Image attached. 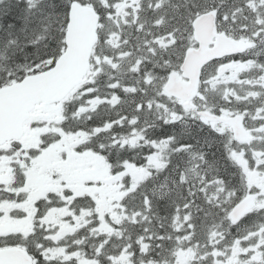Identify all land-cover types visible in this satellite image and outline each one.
Returning a JSON list of instances; mask_svg holds the SVG:
<instances>
[{
  "label": "rangeland",
  "instance_id": "1",
  "mask_svg": "<svg viewBox=\"0 0 264 264\" xmlns=\"http://www.w3.org/2000/svg\"><path fill=\"white\" fill-rule=\"evenodd\" d=\"M101 1L105 2V0ZM149 1L154 3V5L156 3V0ZM240 1L245 3L249 9L246 8L243 10V13L237 14L228 4L229 0H189L187 7L184 6L185 0H169L170 4H179L180 8L184 10V12L176 14L168 4H164V0H160L163 8L155 9L154 7H149L151 12L148 14V17L146 16V20L138 23L128 18V11L133 10V18L141 20L138 14L140 3L146 4L147 0H118L115 4V7L118 8H116L117 13L111 16L104 14V19L116 21L115 33L114 35L109 33L106 41L115 46V52L126 56L119 50V48L124 49V43H119L120 38L124 37V34L129 36L136 30H143L142 34L145 36V40H150V42L149 46L145 42L144 45L146 46L141 48V51L145 53L144 59L150 65L142 64L143 60L137 59L140 55H137L136 51L134 53L135 59L132 57L130 59L128 57L127 59L131 61L130 64L134 62L132 70L136 71L137 77L132 79L133 85L125 86L121 90L127 96L126 101H119L117 93L112 94L113 92H111L112 97L108 100L98 101L100 99L95 98V100H85L83 103H80L81 107L79 108L78 115L79 117L84 116L85 122L91 120L94 117L93 114H100L102 118L113 114L116 116L121 115L117 121H119L118 124L120 126H123L122 130L114 136L118 138L114 142V145L121 143L123 147L148 146L151 152L147 156L146 165L138 167L134 164L126 163L120 170L113 172L110 167L105 165V161L101 156L96 155L85 147L87 143L91 142L94 134L108 130L110 126L96 128L92 132L80 129H77L76 132H66L61 127L67 121V116H65L63 109L69 106L72 94L58 104L37 106L24 125L23 138L12 144H5L0 148V185H3L5 189L0 195L5 198L11 192H16L15 185L21 180L29 178V170L37 178L36 184L30 186V191L26 194L25 200L19 207L9 206V203H12L14 199L0 200V211L3 212L0 221H2V225L6 229L5 234L15 232L25 233V229L30 234L29 231L33 227H30L31 217L28 213L32 214L33 217L37 215L34 207L36 202L48 199L50 195H56L60 197V200L70 204L72 200L66 197V194H69L70 196L73 195V198L92 196L96 200L99 223H94L95 226L90 229V234L94 237L99 230L103 231L105 233L103 236L106 237L105 240L110 242V238L117 234V230H114L115 222L112 220L115 221L121 217L116 212H118L119 205L122 203L124 196L130 192V188L127 189L125 180L130 179L129 181L132 183L152 179L145 196L148 197L150 202H165L163 207L168 211V216L166 217V225L163 229L167 232L171 231L170 225L173 222L174 210L177 206H179L180 217L175 222L177 227L183 225L184 229L187 230V225L183 222L186 211L192 214L193 219L190 222L194 224L197 222L201 226H207H203L204 229L201 232L202 236L204 234L206 238L200 240V246H194L191 253L185 251L187 241L183 242L184 248L178 247L176 249L174 255L178 264H190L196 261L203 253L212 250L214 245L218 246L212 252V255L216 256V253L220 250L219 243L212 241V239L215 237L219 238L222 230H212L213 232H210L211 234L208 239V225L211 222V214L208 212L209 208L212 205H218L217 200L222 198V193L226 189L230 191L227 196L228 200H235L244 195L240 196L241 193L232 192L230 186L227 187L223 182L218 183L216 180L217 176L214 174L209 176L207 181L202 182L201 180L199 182L200 179L206 178L205 172L199 168L198 160L201 159L199 156L189 152L188 158L184 160V164L179 161L172 162V159H178L177 156H173L170 152L173 143L175 144L176 142L168 139L160 141L152 140L150 139V135L159 125L171 124L173 120L176 121L178 126L185 129H188L189 126L201 127L204 130L208 129L213 132L228 129L225 125L219 126L216 123L207 124L203 123L202 120L197 123L195 121L198 118L196 112L192 114L190 108L180 105L177 99L169 97L164 88L170 74L180 72L187 49L197 47L193 35V23L189 19V13L198 11L202 14L211 11L213 9L208 8V5L213 4V2H216L221 7V11L218 10L217 21L220 31H226L228 34L239 39L247 40V42L258 39L262 41L255 49L239 57L237 60L248 58L250 54H254L264 48V0ZM118 11L122 14H118ZM246 11H249L248 14H245ZM168 13L170 17H168ZM243 14L246 18L243 17ZM161 17L163 18V22L155 25L153 22L161 19ZM196 18L192 17L194 20ZM126 26L127 28L123 32V28ZM110 38L114 40L111 41ZM125 40L126 42L129 41V37H126ZM254 58L260 64H264V54ZM233 64L235 65L234 69L224 78H217L214 71H209L208 79L203 84L201 98L199 99L201 106L207 107L208 111H220L223 108L226 111H220L222 115L232 113L233 111L230 110L235 109V104L230 105L226 103L229 102L231 97H234V100L237 101V106L238 101H241L242 108L244 109L250 108L255 103L264 105V86H262L264 85V80L259 79L264 74L262 70L256 65ZM149 66L153 68V72H156L151 73ZM248 68H251V70H247ZM157 69H160V71ZM129 74H131L130 71ZM90 76H92V72L89 75L88 81L91 80ZM112 84L118 85L116 82ZM138 91L141 92L138 93ZM88 92L89 89L82 90L79 94L83 96ZM136 92L138 94L134 95ZM252 93H260V95L259 97H253ZM125 105L132 106L126 110V114H122ZM137 105H143L144 107L137 110ZM133 119H137V122L132 123ZM165 121H168V123H165ZM206 126H211L213 130ZM57 137H61L60 144L52 142ZM183 150L180 148L176 149L174 155ZM171 163H173V167L167 169ZM160 171H164L163 177H159ZM23 182L22 184L24 185ZM187 182V186L193 184L196 188H187V190L182 191L181 185ZM263 183L264 181L262 180H247L245 182V186L257 189L259 192L261 191L256 206H264V187L261 186ZM199 184L202 185L203 191L197 189ZM189 193H195V195L192 196ZM213 198L215 199L214 202H212ZM236 201H233L229 207L225 208L232 207ZM185 203H190L191 206L185 209L183 207ZM25 213L26 216L24 215ZM75 215L77 216L76 220L78 221L79 219V223L82 222L81 219L85 216L87 218L96 216L90 214L89 210L86 209H81V212L76 214V212H72L69 209V205H66L65 207L52 208L46 216H43V219H40L41 221L38 223H40V227L48 231L47 237L57 236L59 238V240L57 238V242H60V244L55 248L52 247L51 242H48L46 248L51 249L49 254L52 253V255L60 256L63 260L65 249L67 253H72L77 248H82V244L70 241L71 233L75 230L76 225H72L71 221L67 220V217H74ZM100 216L104 219H101ZM15 217L19 218L15 219ZM201 219L204 221L199 223ZM61 222H66V224L60 227L59 224ZM145 226L151 229L147 221H145ZM57 227H60L61 230L50 234L51 230H56ZM156 231H161V229L158 228ZM60 232H64L63 236ZM172 234L176 235L175 232ZM99 243L100 241L97 239L96 245ZM206 244L211 245V247H205L204 245ZM90 247L92 248L93 244H90ZM88 257L95 259L93 250L88 254ZM188 257L191 258L189 261ZM81 261L82 264H87L84 252H82ZM208 262L209 258L201 260V264H208ZM71 264H76V261L73 260Z\"/></svg>",
  "mask_w": 264,
  "mask_h": 264
},
{
  "label": "trees",
  "instance_id": "2",
  "mask_svg": "<svg viewBox=\"0 0 264 264\" xmlns=\"http://www.w3.org/2000/svg\"><path fill=\"white\" fill-rule=\"evenodd\" d=\"M117 1L118 0H105V2L101 0H80L82 4L93 5L100 14V39L92 56V66L89 73L90 75L92 72V76H90L91 80L88 81V75L86 81L74 90L76 93H74V91L71 93L69 106L63 109L65 116H67V121L61 125L66 132H76L77 129L92 132L96 128L109 126V122H111L110 129L94 134L91 138V142L87 143L85 147L93 151L96 155L101 156L105 161V165L110 167L113 172H117L121 169V167L118 166L120 161H125L124 164L131 163L138 167L145 166L147 156L151 152L148 146L123 147L121 143L114 145V142L118 140V138L114 137L115 134L122 130V127L117 123V119L120 118L121 115L116 116L113 114L109 117L102 118L100 114H93L94 117L87 122L84 121V116L79 117L78 115L79 108L81 107L79 104L83 103L85 100L88 101L99 98L100 100L98 101H105L112 97V94L117 93V99L119 101H126L127 96L121 90L125 86L133 85L132 79L137 77L136 71L132 70V64H134V62L130 64L131 61L127 59L128 57L129 59L131 57L135 59L134 53H136V51L137 55H140L137 59H142V64L150 65V63L144 59L145 53L141 51V48L146 46L144 43H148L147 46H149L150 42V40H145V36L142 34L143 30L132 31L133 34L129 33V36L124 34V37L120 38L119 43H124V49L119 48V50L126 56L119 55L115 52V46L107 43L108 34L111 33V35H114L115 33L116 21L104 19V14L106 16H108V13L115 15L118 9L115 7ZM11 3L13 7L10 13L0 21V88L20 81L28 75L50 69L65 51V46L61 47V36H63L65 45V35L68 25L65 15L67 0H11ZM228 4L237 14L243 13V10L246 8L249 9L246 4L240 0H229ZM4 7H8V4L6 3ZM149 7H154V3L149 0H147L146 4L140 3L138 14L141 20H135L133 18V10L130 12L128 11L127 16L133 22L141 23V21H145L146 16L148 17V14H150L151 11ZM208 8L221 11V7H219L216 2L208 5ZM118 12V14H122L120 11ZM179 12H184V10L180 8ZM248 12L249 11H246L245 14H248ZM168 17H170L169 13ZM243 17L246 18L244 14ZM9 24L15 25V27L9 28ZM126 28L127 26L123 28V32ZM41 37H43V39H41ZM126 37H129V41L127 42L125 40ZM110 40L113 41L114 39L110 38ZM11 41H15V43H11ZM49 57L54 59V63L49 62ZM42 60L44 61L43 63L41 62ZM149 69L151 73L156 72H153L151 66H149ZM157 70L160 71V69ZM129 71L131 74H129ZM9 73H11V77H9ZM114 82L118 85L116 87H110L109 84ZM87 89H89V92L80 96L79 92ZM111 92L113 93L111 94ZM140 92L138 91V93ZM138 93L136 92L134 95ZM131 106L132 105H125L122 114H126V110ZM74 109L76 110L75 113L73 111ZM168 137H173L174 139L172 140L176 142L175 144L173 143L170 152L173 156H177L178 159H172V162L179 161L184 164V160L188 158L189 152L196 154L201 158L198 160L199 168L202 169V171L205 172L204 175H206V178L200 179L199 182L201 180L202 182L207 181L209 176L213 174L222 178L223 183L225 182V176L227 174L224 169L226 167L225 159L228 157L229 151L228 149L226 151L227 138L224 135L208 129L204 130V128L201 127L189 126L188 129L184 127L181 128L177 123L165 124L163 126L159 125L150 135V139L156 141L165 140ZM60 140L61 137H57L52 142H59ZM181 144H188L191 145V147L184 148L183 151L174 155L175 150L180 148ZM101 145L105 147L102 149L100 147ZM171 167H173V163H171L167 169ZM163 176L164 171H160L159 177ZM129 180H125V184L127 189L130 188V192L128 191L129 194L124 196L122 203L119 205L118 212H116V214H120L121 217L117 218L115 221L112 220L115 222L114 230H117V233H121L123 238L118 239L116 234L110 238V242L105 244L102 250L100 249V260L102 262L104 261V255L106 253H115L118 251L114 245L127 243L129 235L135 239L136 235L145 227V221L143 223H134V221H140L141 217L134 216L133 212L136 209L141 211L144 210V196L147 194L152 179L135 181L132 183H130ZM187 185L188 182L181 185L182 191L187 190V188H196L193 184H190V186ZM202 188L200 184L197 187L198 190ZM72 196L66 194V197L72 200L70 204L60 200V197L56 195H50L48 199H42L36 203L35 209L37 215L34 216L35 222L30 232L31 234L33 230H35V235L31 236L29 234V251L32 250V245L36 242L44 245L45 248L48 246V242L50 241L48 238H45L48 235V231L40 227V223L38 222L41 221L40 219H43V216H46L52 208L60 206L65 207L66 205H69V209L72 212H76V214H79L82 208V210H89L90 214L96 215L93 216V218H87L85 216L80 223L79 219L78 221L76 220V215L74 217H69L72 225H76L75 228L78 229L75 234L71 235L70 241L77 242L82 239V252L86 250L87 254H89L94 247L98 248L99 245L105 241L106 237L103 236L105 234L103 231L99 230L94 235L95 238L90 234V229L95 226L94 223H99L96 200L92 196H82L80 198H73ZM164 205L165 202L152 201V212L146 213L152 221L150 227L154 231L158 229V221L162 222L164 226L166 225L168 211L163 207ZM227 206L226 204L225 207ZM98 211L100 212V210ZM101 219L104 218L101 217ZM200 221L204 220L201 219ZM161 231L167 232L165 229H161ZM199 231L202 232L203 230L199 229ZM97 239H99L100 243L96 245ZM90 244H93L92 248Z\"/></svg>",
  "mask_w": 264,
  "mask_h": 264
},
{
  "label": "water",
  "instance_id": "3",
  "mask_svg": "<svg viewBox=\"0 0 264 264\" xmlns=\"http://www.w3.org/2000/svg\"><path fill=\"white\" fill-rule=\"evenodd\" d=\"M218 10L208 11L195 19L193 35L197 48H188L181 73L170 74L165 92L186 105L198 93L203 68L214 60L227 56L243 54L252 46L243 41L229 38L226 33L217 31ZM100 14L95 7L78 3L72 10L71 22L67 25L65 51L54 65L43 72L31 74L21 81L0 88V147L19 141L24 136V125L38 105H54L65 100L80 86L91 69L94 48L99 42ZM213 45V46H212ZM228 66L221 68L224 74ZM212 120L225 121L232 125L239 140H247L242 118L236 116L224 119L210 116ZM31 179L25 186L28 188ZM250 206V199L239 203L232 211L234 219L240 218ZM6 229L0 224V234ZM7 264H27L26 252H9L3 254Z\"/></svg>",
  "mask_w": 264,
  "mask_h": 264
},
{
  "label": "snow or ice",
  "instance_id": "4",
  "mask_svg": "<svg viewBox=\"0 0 264 264\" xmlns=\"http://www.w3.org/2000/svg\"><path fill=\"white\" fill-rule=\"evenodd\" d=\"M189 0H185L184 6L187 7ZM8 4V7H4L5 4ZM80 3V0H67L66 6H65V15H66V21L68 23L71 22V14L73 8L76 7V5ZM164 4H168L172 10L179 14L180 5L179 4H170L169 0H164ZM13 7L11 0H0V21L3 20V18L8 15L11 11V8ZM155 9H162L163 4L160 2V0H156V3L154 5ZM112 13H108V16H111ZM201 15L200 12H190L189 13V19L192 23H195V20L192 19V17H198ZM163 22V18L154 21L153 23L155 25H159ZM9 28L15 27V25L9 24ZM171 35V33H169ZM258 35V34H257ZM43 39V37H41ZM11 43H15V41H11ZM35 43V42H33ZM64 41L63 36H61V47H64ZM264 54V48L260 49L259 51L255 52L254 54H250L248 58L237 60L235 56H230L227 61L220 60L217 64V67H223L226 63H243L248 66L256 65L258 68L262 70V73H264V64H260L254 57H258L260 55ZM50 63H54V59L52 57L48 58ZM44 62L43 60L41 61ZM247 70H251V68H248ZM9 77H11V73H9ZM259 79L264 80V74H262ZM117 85L112 84L110 87H116ZM264 86V85H262ZM253 97H259L260 93H252ZM143 105H137V110L142 109ZM75 113V109L73 110ZM220 111H226L225 109L221 108ZM247 112V110H245ZM251 119L256 120L260 119L264 121V107H257L256 114L251 116ZM137 119H133L132 123H136ZM203 123H207L206 121H202ZM119 123V121H117ZM165 123H168V121H165ZM172 123H176L175 120L172 121ZM109 126H111V122H109ZM123 125H121L122 127ZM259 131L264 132V124H261L259 126ZM168 140L174 139L173 137L166 138ZM153 143H155L153 141ZM102 149L105 147L104 145L100 146ZM191 147V145L188 144H181L180 149ZM227 151V148H226ZM244 153L241 152V155ZM262 162L259 165H256L255 161H253L254 165L257 167L264 168V151L261 152ZM125 161L119 162V167L122 168ZM218 183H222V178L217 177L216 178ZM21 188H23V184L20 185ZM223 190V189H221ZM5 191L3 185H0V193H3ZM203 191V189H201ZM232 192H235V189L231 190ZM190 195L194 196L195 193H189ZM21 194L18 192H11L9 194V199H15L16 203H22ZM4 197L0 195V200H3ZM243 196L239 197L230 208H224L223 211L225 213V216H227L230 219V230L231 228H234L235 226L239 225L241 221L244 220V216H241L239 219H231V213L234 211L235 207H238L239 203L242 201ZM207 202V201H206ZM190 203H185L183 207L185 209H188L190 207ZM217 207H221L219 204ZM151 202L148 199L147 196L144 198V210L141 211L139 209L134 210L133 215L134 216H140V221H134V223H143L144 221H147L148 224H151V219L149 215L146 213H151ZM11 215V213H10ZM26 215V213L24 214ZM259 216L261 218V222L258 223L255 226V232H249L244 237L237 236L234 238L233 243L240 244L242 240L249 239L252 235L257 236L258 242L255 245H249L248 248L253 249L254 254L249 255L247 249L245 250V255L248 256V264H258V261L260 264H264V251H256V249L264 248V244L260 242V240H264V207L258 208L255 211H249L248 213H245V216H248L251 218L252 216ZM3 216V212L0 211V217ZM179 206L174 210L173 215V222L170 225L171 231L164 232V231H154L150 229L149 227H143L142 230L136 235L135 239L132 238L131 235L128 236V242L122 245H114L115 248L118 249L115 253H108L104 255V261L102 262L100 260V249L104 247L105 244H107L109 241L105 240L103 241L98 248L94 247L92 250L95 254V259H91L88 257L87 251H84V257L87 261V264H178L175 258V251L179 248H184V243L187 241V248L185 251L191 253L193 250V247H199L200 242L195 241L193 243V236H195V229L196 225L192 222H190L192 218V214L188 211L185 212L183 217L184 224L187 225V230L184 229L183 225H180L179 227L176 226L175 222L179 220ZM223 219V217H222ZM157 227L159 229L164 228V224L162 222L158 221ZM175 232L176 235H173L172 233ZM183 232V234H181ZM31 236L35 235V230L30 234ZM46 239L48 237H45ZM117 238L122 239V234L117 233ZM29 234H25L23 232H15V233H6V234H0V264H7L6 260L4 259L3 254L9 253V252H26L28 256L27 264H54V261L52 258L49 257V252L51 249H47L44 247V245L36 242L32 245V250L29 251ZM170 242V243H166ZM55 243V242H54ZM77 244H82L83 240H79L76 242ZM205 247H211V245H204ZM231 245H226L225 248H230ZM64 259L63 260H57L55 261V264H71L73 260L76 261V264H81L80 262V252L81 249L77 248L76 251L72 253H67L66 249ZM211 255V253L206 252L203 253L199 259L200 260H207L208 256ZM214 264H226V262H214Z\"/></svg>",
  "mask_w": 264,
  "mask_h": 264
},
{
  "label": "flooded vegetation",
  "instance_id": "5",
  "mask_svg": "<svg viewBox=\"0 0 264 264\" xmlns=\"http://www.w3.org/2000/svg\"><path fill=\"white\" fill-rule=\"evenodd\" d=\"M217 21H218V19H217ZM217 31H218V33H223V32L226 33V35L233 40L243 41V42H246L252 46L247 52H245L243 54L233 55V56H235L236 59H238L241 56L246 55L249 52H251L259 44L262 43V41L260 39L249 40L248 42H247V40L239 39V38H237L231 34H228L226 31H220L218 28V25H217ZM197 47H198V44H197ZM197 47H190V48H197ZM229 57L230 56H227V57L219 59V60H214L211 63L207 64L203 68L202 73H201L200 86H199L198 93L195 96V98L191 101L190 105H186L185 103L180 102V101H178V102L180 105L190 108L192 110V114H195V112H196L198 118L195 119V121L197 123H199L200 120H202V121L205 120L207 122V124L216 123V124H219V126L225 125L228 128L225 131H215L214 130L215 132H217L221 135H224L227 138V149L229 152H228V157L225 159L226 167L224 169L226 170L225 172L227 174L225 176L226 180L224 183L226 184L227 187L230 186L231 190L235 189L234 193H237V194L241 193L240 196L243 194L244 196H243L242 201L245 199H250V206L245 212V213H248L249 211H255L258 208L264 207V206H256L257 199L260 196L261 191L259 192L257 189L245 186V182L247 180H262V181H264V168L257 167L253 163V161H255L256 165H259L262 162L261 152L264 151V132H261L258 129H259V126L261 124H264V121H262L260 119H256V120L251 119V116L256 114L257 107H264V105L259 104V103H255L254 105H251L250 108L244 109V108H242L243 105H242L241 101H238V106H237V101L234 100V97H231L229 99V102H226V103H228L230 105L235 104V109L230 110L233 112L228 114V115H222L219 110L208 111L207 107H205L204 105L201 106V104L199 103L200 102L199 99L201 98V93L203 90V84H205V82L208 79L209 71H214V73L216 74L215 77H217V78H224L227 76V74H229L234 69L235 65L233 63H226L224 66H228V69L226 70V72L224 74L220 75L222 67H217V64L220 60L227 61ZM180 69H181V67H180ZM177 73H180V75H182L181 71L177 72ZM205 103H207V102H205ZM245 110H247V112H245ZM205 114H208L210 116H216V117L224 118V119H232L236 116H240L242 118L243 127H244V130L246 132V136H248L247 140L242 141V140L237 139V137L235 136V133L233 131L232 125L230 123L225 122V121L222 122V121H218V120H212L210 117L206 116ZM206 127L212 129L211 126H206ZM14 142H16V141H12V142H9L7 144H12ZM241 152H243L244 154L241 155ZM33 174L34 173L29 170L28 171V177L29 178H27L25 180L23 179L19 183L16 182L17 184L15 183L16 184L15 187L17 189L16 192L21 194L20 198H21L22 203L25 200L26 194L30 191V186H33V184H36V182H37V178L35 177L36 175H33ZM28 179H31V182L29 183V187L25 191H22L21 190L22 188L20 187V185L24 181L23 182L24 183L23 187H24L25 183ZM261 186L264 187V183L261 184ZM229 193H230V191L228 189H226L222 193L223 194L222 198H219L217 200L218 204L221 207H217L215 205H212L208 211L209 214H211V222L209 223L210 225H208L209 226L208 227V230H209L208 231V235H209L208 239L210 237V234L214 230H218V229L222 230L219 238L215 237L212 239V241L219 243V249L220 250L216 253L217 254L216 256H213L212 252L218 246L214 245L211 242L212 245H214V248L209 251V253H211V255L208 256V258H209L208 264H214V262H217V261L226 262V264H248V256L245 255V250L247 249L249 255L254 254L253 249L248 248V246L249 245H255L259 239L257 236L252 235L249 239L242 240L240 244L233 243L234 238L237 236L244 237L250 231L254 233L255 232V226L261 222V218L259 216H255V215L252 216L251 218H249L248 216H245V213H244L242 215L245 217L244 220L241 221L239 225L235 226L234 228H231V230H230V219L227 216H225L223 209L225 208L226 204L229 207L230 204H232V202L237 200V199L228 200L227 196ZM3 200H10L9 195L7 197H5ZM214 201H215V199L213 198L212 202H214ZM22 203L17 204L15 199H14L12 203H9V206H15L17 208ZM35 206H36V204H35ZM28 215L31 217L30 227L32 228L34 226L33 224L35 222L34 217L30 213H28ZM222 217H223V219H222ZM17 218H19V217H15V219H17ZM231 219H234L232 217V215H231ZM67 220H69V222L71 221L69 219V216L67 217ZM81 221H82V219H81ZM202 222L203 221H200L199 223H202ZM0 224H3L2 221H0ZM64 224H66V222H61L59 225L61 227ZM195 225H196V229H195V236H193V238H192L193 241L195 242V241L204 240L206 237L204 236V234L202 236V233L199 231V229H204L203 226H205V225L201 226L200 224H197V222ZM60 227H57L56 230L52 229L50 234L55 233V231L56 232L60 231L61 230ZM205 227H207V226H205ZM74 229L75 230L72 231L73 233H71V234H75V232L78 231L77 228H74ZM29 232H31V231H29ZM25 233L28 234L26 229H25ZM60 234L63 236L64 232H60ZM57 238H58L57 236H52L51 238L49 237V241L51 242L53 248L57 247L60 244V242H57ZM58 240H59V238H58ZM260 242L262 244H264V240H260ZM226 245H231V247L226 249L225 248ZM256 251H264V248L256 249ZM80 256H81L80 259H82V248H81ZM49 257L53 259L54 264H55V261L62 260L61 259L62 257L52 255V253L49 254ZM190 259L191 258L188 257V261ZM81 264H82V261H81ZM190 264H201V260L197 259L196 261H193ZM258 264H260L259 261H258Z\"/></svg>",
  "mask_w": 264,
  "mask_h": 264
}]
</instances>
